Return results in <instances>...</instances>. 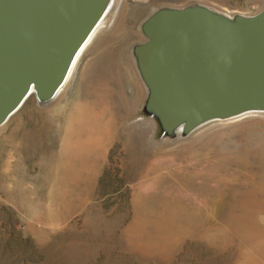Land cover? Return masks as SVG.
<instances>
[{
	"label": "rangeland",
	"instance_id": "1",
	"mask_svg": "<svg viewBox=\"0 0 264 264\" xmlns=\"http://www.w3.org/2000/svg\"><path fill=\"white\" fill-rule=\"evenodd\" d=\"M113 5L68 87L48 101L33 96L0 126V264H264V112L172 134L149 108L134 52L157 9L249 16L264 0ZM113 55L116 74L132 80L115 88L121 98L93 104L89 88ZM80 101L94 113V142L66 152Z\"/></svg>",
	"mask_w": 264,
	"mask_h": 264
},
{
	"label": "water",
	"instance_id": "2",
	"mask_svg": "<svg viewBox=\"0 0 264 264\" xmlns=\"http://www.w3.org/2000/svg\"><path fill=\"white\" fill-rule=\"evenodd\" d=\"M110 0H0V126L30 93L52 99ZM205 5L162 7L135 47L164 130L264 112V9L229 20ZM226 17V18H225Z\"/></svg>",
	"mask_w": 264,
	"mask_h": 264
},
{
	"label": "bare ground",
	"instance_id": "3",
	"mask_svg": "<svg viewBox=\"0 0 264 264\" xmlns=\"http://www.w3.org/2000/svg\"><path fill=\"white\" fill-rule=\"evenodd\" d=\"M116 2H118V0H110L107 8L104 11V13L100 17V19L97 21L96 25L94 26V28L92 29V31L90 32V34L88 35V37L86 38V40L84 41L82 46L80 47V49H79V51H78V53H77L72 65L70 67V70H69V72L67 74V77H66L64 83L62 84V86L60 87V89L58 90V92L56 93V95L53 98H57L63 92V90L66 87H68V84H70V82L73 79L75 73H77L76 70H77L78 65H79L82 57L84 56V54L89 50V48H91L94 44H96L97 42L100 41L99 40L100 37L105 33V30H106V28L108 27V24H109V20H108V17L110 15L109 11L111 10L112 6H114L113 4H115ZM226 17L229 18V20H234V17H229L228 15H226ZM123 41H125V40H123ZM134 52H135V49H134ZM135 55H136V53H135ZM136 58H137V55H136ZM114 60H116V59H114V55H113L112 58L107 61V64H106L107 69H106V71L103 72L101 74V77L99 79L95 80L93 82V84H92V87L89 88L90 89L89 90V94L92 97V98H90V97L89 98H90V101L93 104L106 103L107 101H110L112 99L116 100L115 97L121 98V97H119L118 94H116L117 91L115 90V88L117 90L123 92L126 84L130 83L131 80H132V75H130L128 73L130 71H125V70H123V68L121 69L122 72H119L120 76H118L116 74L117 71H116V67H115V64H114V62H115ZM137 63H138V58H137ZM121 73H122V76H121ZM33 96H34L33 93H30L24 102H26L28 99L32 98ZM79 99H80V97H79ZM81 99H82V97H81ZM90 101H88V102H90ZM127 102L131 105V107L128 108V111H130L131 108H132L133 101L129 100ZM83 103L82 104H78V106L75 107L74 111L69 115V117L67 119L66 126L64 128V131H65L64 134L65 135H64V140H63L64 141V144H63L64 145V150H66V152H70V151L76 150V149L77 150L79 149L81 151L82 150L88 151V150L91 149L92 144L94 142L92 140L93 138H91L90 137L91 135H89V133H88V129L91 128L90 125H92L93 120H94V118H93L94 117V113H92L88 108H86V105H84ZM22 105L20 106V108L22 107ZM107 105H108V103H107ZM114 105H116V104H114ZM90 109L91 110H93V109L96 110V107L93 108V109L91 107ZM246 113H248V112H246ZM243 114H245V113H242V114H240L238 116H241ZM238 116H236V117H238ZM96 117H98V116H96ZM98 118H100V117H98ZM93 128H95V127H93ZM94 131H96V129ZM176 131L180 135L182 134V132H184L182 126H180ZM89 132H90V130H89ZM102 141H103V139H102Z\"/></svg>",
	"mask_w": 264,
	"mask_h": 264
}]
</instances>
